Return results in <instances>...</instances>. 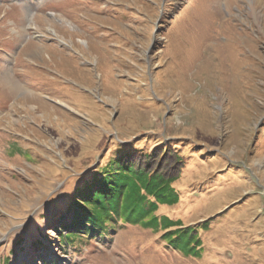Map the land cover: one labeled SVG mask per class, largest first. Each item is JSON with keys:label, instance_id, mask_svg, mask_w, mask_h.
<instances>
[{"label": "rangeland", "instance_id": "374dc122", "mask_svg": "<svg viewBox=\"0 0 264 264\" xmlns=\"http://www.w3.org/2000/svg\"><path fill=\"white\" fill-rule=\"evenodd\" d=\"M121 147L183 157L155 214L200 256L121 220L60 246ZM0 264H264V0H0Z\"/></svg>", "mask_w": 264, "mask_h": 264}, {"label": "trees", "instance_id": "16d2710c", "mask_svg": "<svg viewBox=\"0 0 264 264\" xmlns=\"http://www.w3.org/2000/svg\"><path fill=\"white\" fill-rule=\"evenodd\" d=\"M183 166V157L172 147H158L150 153L130 152L121 147L116 157L72 193L67 206L70 222L54 227L60 246L67 242L75 244L83 235L103 236L121 220L161 230L162 238H168L175 248L193 257L200 256L196 250L200 240L195 231L187 233L188 227L181 228L180 221L155 214L158 205L178 202L172 184L180 177ZM63 229L68 230L63 233Z\"/></svg>", "mask_w": 264, "mask_h": 264}]
</instances>
